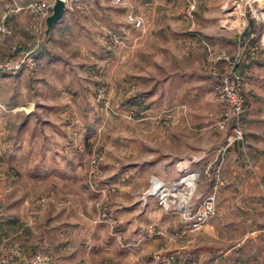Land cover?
<instances>
[{"label":"crops","instance_id":"1","mask_svg":"<svg viewBox=\"0 0 264 264\" xmlns=\"http://www.w3.org/2000/svg\"><path fill=\"white\" fill-rule=\"evenodd\" d=\"M43 1L46 0H0V20L9 30L0 40V55L8 54L13 46L34 55L41 53L46 40L42 35L44 19L33 18L24 7ZM158 4L134 10V15L142 18L144 37L133 29V38L127 39L124 16L119 15L114 25L119 39L124 44L133 43V48H141L144 59L153 67L150 79L154 82L149 97L153 108L147 113L154 116L150 130L156 131L159 126L155 119L165 121L164 151L154 147L153 140H149L147 152L142 145L140 151L134 147L139 157L149 160L148 166L137 173L140 179L136 180L145 183L151 176L169 182L179 175V169L198 170L206 161L217 158L216 153L210 154L191 142V134L199 137L208 126H201V118L194 113L200 109L192 110L184 97L187 93L203 97L230 61H235L232 66L235 72L255 80L254 67L264 60V0H199L192 20H187L182 9L172 2ZM227 4L232 5L231 10L226 9ZM16 7L20 9L17 11ZM72 23L64 13L58 27L53 29L52 38L75 28ZM207 48L224 53L226 59L208 62ZM118 61H126L124 50ZM125 72L121 84L125 88L136 84L137 73ZM252 88L247 86L245 93L253 95ZM37 107L43 110L41 116L28 119L20 140L22 159L29 161L23 174V197L0 201V247L16 245L27 256L42 249L51 255L53 264H159L153 260L154 255L170 251L194 257L199 264H253L258 237L254 225L264 222V218L255 216L253 205L246 202L250 214H244L241 208L234 213L228 202L225 206L218 204L216 217L196 233H190L178 214L160 213L150 198L144 207L133 201L130 203L134 204L133 210H126V198L136 190L134 185L120 183L123 180L120 175L108 180L116 185V191L106 196L110 185H86L80 172L73 171L61 181L60 160L71 164L77 153L72 151L67 156L59 151L60 128L65 125L61 121L62 110L49 104ZM245 120L244 128L248 130V119ZM9 136L7 133V140ZM244 146L247 165L241 162L242 154L234 143L226 152L221 169L228 182L240 191L249 189L252 180L245 182L244 187L239 175H264V135H245ZM122 175L127 177V172ZM9 190L16 189L6 185L1 191ZM25 192L28 194L24 195ZM40 193L48 194L49 200L43 204L34 201ZM98 202L100 207L107 206L118 214L113 229L108 220L95 219ZM128 213L134 216H127ZM153 222L167 227L170 234L180 239L168 243L151 233L147 225Z\"/></svg>","mask_w":264,"mask_h":264},{"label":"rangeland","instance_id":"2","mask_svg":"<svg viewBox=\"0 0 264 264\" xmlns=\"http://www.w3.org/2000/svg\"><path fill=\"white\" fill-rule=\"evenodd\" d=\"M198 1L194 0L195 8ZM169 2H172L174 7L182 9L183 16L187 20L193 19V13L191 18L184 15L187 7L186 0H120L117 3L113 0H65L64 13L73 21L72 25L74 24L75 28L63 32L60 36L54 35L52 38L53 29L58 27L61 21L54 25L48 35L43 36L46 38L45 46L41 51L44 55L41 57V53L33 54V66L21 67L14 73L0 68V201L23 197L25 188L23 174L29 163L22 159L21 154L23 146L20 140L23 126L29 118L41 116L40 111L43 110L38 109L37 106L49 104L62 110L61 121L65 123L60 128L62 131L60 153L67 156L72 151L77 153V159L70 162L71 164L64 159L60 160L63 170L61 181H64L62 178L69 176L71 172L77 171L83 175V182L86 185H110L105 192L106 196L108 192L113 194L116 191V185L108 180L120 175L119 179H123L119 180L120 183L134 185L136 190L126 198V210H133L134 204H130L133 201H136L139 207L140 205L144 207L150 198L156 209L161 211L160 213L177 216L176 211L160 209L155 199L147 192L150 180L159 178L151 176L148 178V183L136 180L140 179L137 176L138 171L148 166L149 160L139 157L134 147L140 151L142 145V150H148L149 140H153V146L159 151H164L167 148L163 142L166 132L165 121L162 120L163 118L155 119L159 121L156 131L160 133L150 130L149 124L153 122L154 116L147 113L153 108L149 99L151 85L154 82L150 79L153 67L147 59H144L141 48H133V43L124 44L123 39H119L114 26L118 16H124L127 39L133 38V29L139 30L137 32L144 37L142 18L134 15V10L147 9V7L155 6L156 3L165 5ZM231 7V4L226 5V9L231 10ZM47 14L49 15L50 12L48 11ZM128 16L138 17L141 20L140 26H134ZM123 50L126 52V61L119 62L118 58ZM22 52H24L23 49L10 47L8 54L0 55V65ZM38 56H40L39 62H37ZM134 58L138 59L137 63L134 62ZM254 69L252 75L256 76L255 80L243 74L247 77L245 88L252 85L251 91L254 92L253 95H248L244 91V112L241 118L243 140L247 134L248 136L264 135V60ZM124 71L137 73L138 79L134 81L136 84L133 83L127 88L121 84V75ZM215 83L216 81L209 90L205 91L203 97H198V94L192 95V93H187L188 95L184 97L187 101L186 105L191 106L192 110L200 109L199 112L194 113L201 118V126H208L199 137L191 134V142L208 153L217 155L215 160L206 161L204 167L196 170L199 175L192 200L198 203L200 198L216 185L215 214L208 221L216 217L217 205L225 206L227 202V205L231 204V210L234 213L241 208L244 214H250L246 210L247 202L253 205L256 217L264 218V175L255 173L239 175L238 178L244 187H246L245 182L252 180V186L249 189L245 191L243 188V191H240L222 174L221 169L226 152L234 143L227 144L228 130L223 132L213 126L222 111L220 104L216 101ZM134 84L136 87L133 88ZM43 92L47 95H37ZM53 94H56L55 97ZM211 113L212 116L209 115ZM248 116L250 117L246 118ZM212 117L216 119L213 120ZM245 119H248V130L244 128ZM70 124L71 127H69ZM7 133H10L8 140ZM178 146L181 147V145ZM238 147L243 158L241 162L247 165L248 161L244 160L245 152H247L245 146L241 148L238 144ZM192 164L194 165L193 162ZM205 167H208L207 174L203 173ZM126 172L127 177L122 175ZM162 181L165 182V180ZM6 185L13 186L16 190L1 191ZM27 194L25 192L24 195ZM34 199L39 204H43L49 200V196L46 193H40ZM40 201L43 202L40 203ZM96 205L98 212L95 219L108 220L113 229L114 223H117L116 211H112L107 206L100 207V202ZM129 214L130 217L134 216L132 213H128L127 216ZM181 224L186 227L184 223L181 222ZM147 226L164 230V235H157L168 243L180 239L177 237L172 240L170 238L172 234L168 232L167 227L158 225V222L149 223ZM254 229L258 237L251 262L264 264V222L255 224ZM48 255L51 257L50 254ZM168 255L191 259L195 264H199L194 257L177 255L172 251L158 252L153 260L159 264H165L162 259ZM51 261L53 264L52 257Z\"/></svg>","mask_w":264,"mask_h":264},{"label":"built area","instance_id":"3","mask_svg":"<svg viewBox=\"0 0 264 264\" xmlns=\"http://www.w3.org/2000/svg\"><path fill=\"white\" fill-rule=\"evenodd\" d=\"M65 6V0H62ZM115 3L120 0H113ZM187 7L184 15L187 18L192 17L195 8L194 0H186ZM54 0H46L44 2H33L27 4L24 8L28 9L33 18L45 19L47 12L52 7ZM20 8L16 7L15 10ZM133 25L138 27L141 20L138 17L128 16ZM9 33L5 23L0 20V40ZM33 53L24 51L16 57H11L0 65V68L6 72L14 73L21 67L28 68L34 65ZM226 59L224 53H214L207 48L208 62L215 63L218 60ZM235 61L228 62L227 69L218 75L215 88L216 101L220 104L222 111L214 123V127L223 132L229 131L227 144L237 143L241 148L244 146L243 133L241 129V118L244 112V91L247 84V78L233 69ZM179 175L164 182L162 180L152 178L147 190L152 196L160 209L176 211L179 214L180 221L187 227V231L194 232L214 216L215 214V194L216 185L205 196H202L198 203L193 202L196 182L198 179V171L196 170H178ZM204 174L208 173V167L203 170ZM43 201H40L42 203ZM150 232L158 235H164L162 229H152L148 227ZM172 240L177 236L172 235ZM14 260L15 264H51V257L44 252H33L30 255H25L18 246L11 245L0 247V264H10ZM165 264H195L191 259H183L168 255L162 259Z\"/></svg>","mask_w":264,"mask_h":264},{"label":"water","instance_id":"4","mask_svg":"<svg viewBox=\"0 0 264 264\" xmlns=\"http://www.w3.org/2000/svg\"><path fill=\"white\" fill-rule=\"evenodd\" d=\"M64 13V3L62 0H54L50 14L44 19V30L43 36L46 37L48 33L52 30L54 25H56L62 18Z\"/></svg>","mask_w":264,"mask_h":264},{"label":"trees","instance_id":"5","mask_svg":"<svg viewBox=\"0 0 264 264\" xmlns=\"http://www.w3.org/2000/svg\"><path fill=\"white\" fill-rule=\"evenodd\" d=\"M60 21H61V20H60ZM60 21H59V22H60ZM59 22H58V23H59Z\"/></svg>","mask_w":264,"mask_h":264}]
</instances>
